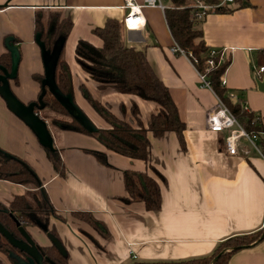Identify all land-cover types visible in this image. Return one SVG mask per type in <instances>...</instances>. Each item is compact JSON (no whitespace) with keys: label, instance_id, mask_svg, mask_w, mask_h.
<instances>
[{"label":"crops","instance_id":"obj_1","mask_svg":"<svg viewBox=\"0 0 264 264\" xmlns=\"http://www.w3.org/2000/svg\"><path fill=\"white\" fill-rule=\"evenodd\" d=\"M160 2L172 7L170 0ZM244 3L227 12L208 13L197 28L206 46L223 48L230 57L223 74L227 91L259 117L264 137V89H258L255 78L256 67L264 65V56L259 55L264 49V0ZM122 5L123 0H0V55L8 51V44L19 53L16 75L9 80L14 95L26 104L37 100L41 85L34 76H44V64L36 34L51 33L54 19L59 23L68 18L71 26L61 58L70 70L75 103L97 127H108L83 98L82 86L120 119L130 121V105L136 103L139 120L146 124L158 109L155 103L94 81L74 56L79 40L102 45L95 30L108 19L122 25L128 11ZM141 15V26L126 29L122 25L121 41L144 50L185 125L182 140L173 131L160 137L148 133L150 163L165 181L157 179V209L148 210L142 201L128 196L125 174L145 171L143 160L107 149L93 134L48 124L42 116L44 108L38 113L48 125L52 143L43 145L0 96V154L20 160L36 181L29 189L0 179V202L8 205L28 190L44 194L56 213L49 217V228L55 229L68 252L67 264L207 256L229 237L264 226V159L255 152L249 156L225 153L222 134L209 131L204 122L215 95L199 85L190 61L172 51L174 41L165 11L144 6ZM258 77L264 78V71ZM48 150L57 151L61 171L54 168ZM89 151L100 153V158ZM29 230L39 244H49L38 226ZM227 264H264V238L233 252Z\"/></svg>","mask_w":264,"mask_h":264},{"label":"trees","instance_id":"obj_2","mask_svg":"<svg viewBox=\"0 0 264 264\" xmlns=\"http://www.w3.org/2000/svg\"><path fill=\"white\" fill-rule=\"evenodd\" d=\"M170 1L172 7L164 11L166 22L174 43L180 46L185 52L190 51L192 55L190 58L191 61L193 58L197 59L195 69L210 81L212 90L223 100L247 131L258 134V145L264 153V137L261 134L262 128L259 127V117L255 116V114L248 109H244L239 99H231L225 84L222 85L220 82L219 77L226 70L230 62V57L226 56L224 61L221 62L217 54L214 57L215 65L207 67L205 61L208 57L209 50L212 48L206 46L202 39L201 31L197 28L199 22H197L194 15V9L186 3L187 0ZM201 1L211 4L215 3L217 0ZM244 1L245 0H241L238 5L240 7L243 6L245 4ZM230 10H232V7L209 11L208 13L227 12ZM54 21L55 28L53 32L47 34L42 31L41 33V39H43L48 48L52 47L54 41L59 36H63L65 39L71 26L68 18L59 21V23L57 19H54ZM121 28L122 25L117 20L108 19L102 27L95 30V34L102 40V45L96 47L90 42L79 40L74 48V56L82 71L89 74L94 81L110 85L119 93L134 95L143 100L153 102L158 106L157 111L150 115L148 122L143 124L138 117V106L136 103L132 102L130 105V112L136 122L134 126L116 117L101 102L94 99L87 89H84L82 86L80 87L83 98L108 124V127H98L97 132L93 134L95 138L109 150L130 158L141 159L146 163L147 169L145 171L127 172L125 174V181L128 196L132 200L142 201L146 209L152 210L157 209L160 205V185L157 179H161L162 182L165 181L161 173L150 163L148 133L153 137H160L168 131H173L178 135L179 139L182 140V133L185 129V125L180 119L168 87L156 74L144 50L128 47L121 41ZM61 53L55 68V83L64 94H73L74 91L72 88L70 70L66 61L61 58ZM259 55L262 57L264 56L262 52ZM218 61L219 63H217ZM0 65L10 70L11 57L9 51L0 55ZM34 77L41 82L43 76L37 75ZM40 93L41 89L38 96ZM42 100L45 104L44 108L51 107L53 110L60 109L71 117L63 105L48 90L45 92ZM120 111L121 113L124 112L123 105H120ZM71 119L74 124H62L58 127L75 129L88 133L75 119L72 117ZM89 152L100 158V153L94 151ZM48 157L54 168L61 171L62 165L57 151L48 150ZM147 170L154 175L149 174ZM0 179L24 185L29 183L36 184L34 177L23 167L20 160L15 157L4 158L1 154ZM27 196L30 197L32 202L27 199ZM124 200L127 199L124 198ZM0 207H3L1 203ZM5 207L7 208L5 211L6 214L0 211V223L10 230L13 228H10V226L12 227V222L7 218V215H10L9 212L16 216L21 226L26 225L29 227L38 225L36 220L48 225L50 215L56 214L50 207L44 194L37 191V189L35 192L28 190L26 195L23 194L14 197L9 205ZM29 211L32 212L34 217L26 215V212ZM263 231L264 226L253 232L229 237L218 245L214 253L207 256L179 261H133L129 264H210L211 260L217 254H219V256L213 264H227L233 252L260 241V236ZM50 232L57 236L55 229L52 227L50 228ZM11 250L12 247L4 243L3 237L0 235V252L8 256ZM44 251L51 259L59 264H67V255L62 256L53 245L48 246Z\"/></svg>","mask_w":264,"mask_h":264},{"label":"water","instance_id":"obj_3","mask_svg":"<svg viewBox=\"0 0 264 264\" xmlns=\"http://www.w3.org/2000/svg\"><path fill=\"white\" fill-rule=\"evenodd\" d=\"M36 41L41 49V57L44 64V76L40 82L41 93L37 97V100L31 101L27 104L21 102L10 89L9 80L16 75L19 53L13 44L7 45V50L9 51L11 57V68L8 70L4 66L0 65V96L4 99L8 109L31 129L41 144L49 146L52 143V136L46 121L38 113L40 109L44 108L45 104L42 97L48 90L84 130H86L89 134L96 133L98 127L75 103L74 93L64 94L59 90L55 83V68L64 44V37L59 36L54 41L51 48L46 47L45 42L41 39V33L36 34ZM255 78L258 89L263 90L264 78H259L258 76ZM40 227L43 231H45L50 243L59 251V253L66 256V249L61 240L48 231L46 226L40 225ZM20 230L23 235V240L15 238L0 223V233L9 243L27 255V264H42V255L38 250V246L35 241L21 227ZM263 237L264 231L262 232L260 238L262 239ZM218 256L219 254L211 260L210 264H213L217 260Z\"/></svg>","mask_w":264,"mask_h":264},{"label":"built area","instance_id":"obj_4","mask_svg":"<svg viewBox=\"0 0 264 264\" xmlns=\"http://www.w3.org/2000/svg\"><path fill=\"white\" fill-rule=\"evenodd\" d=\"M241 0H217L215 3H205L201 0H195L191 7L195 11V17L197 21L202 20L209 11H216L219 9L231 8L234 5H238ZM144 6H153L161 10L167 9L160 0H143L142 4H137L135 0H123L122 7L127 9L126 16L123 18V27L126 29L137 28L144 23V18L141 15V8ZM172 51L177 54L184 55L189 59L190 63L195 67L197 59L193 58L192 61L190 51L185 52L176 43L173 44ZM264 55V49H262ZM219 55V61H224L226 54L225 49L212 48L208 52L206 59L207 67L215 65L214 57ZM219 61L217 63H219ZM264 71V65L256 67V76H259ZM198 75L199 85L201 87L208 88L215 95L214 105L205 114V127L209 131L221 133L223 137V149L228 155H241L249 156L250 153L255 152L259 157L264 159V153L258 145V134L249 132L239 122L234 113L228 108L221 98L212 90L211 83L206 77L196 70ZM224 74V73H223ZM223 74L219 79L222 85L225 84ZM229 97L233 100H237L238 97L235 93L229 92ZM243 108L247 109L246 104L242 102Z\"/></svg>","mask_w":264,"mask_h":264},{"label":"flooded vegetation","instance_id":"obj_5","mask_svg":"<svg viewBox=\"0 0 264 264\" xmlns=\"http://www.w3.org/2000/svg\"><path fill=\"white\" fill-rule=\"evenodd\" d=\"M48 34L49 31H48ZM29 191H32V190H29ZM1 205H3V207H0V211H3V213L6 214V207L7 206L6 204L0 202ZM9 205V204H8ZM10 215H7V218L11 220V224H12V227L10 226V228H13V229H8V228H4L9 231L15 238L17 239H20V240H23V235H22V232L20 230V227L26 232L28 233L32 239L35 241L36 245L38 246V250L40 251L41 255H42V264H59L58 262H56L55 260L51 259L44 251L45 248H48V246H51L52 244L50 243L49 241V244L48 245H41L37 242V240L33 237L32 233L30 232L29 230V226H26V225H23L21 226L20 225V222L18 221V219L16 218L15 215H12L11 212H9ZM26 215L27 216H33L32 212H26ZM10 217V218H9ZM34 217V216H33ZM38 222V226L39 229L45 234L46 236V233L45 231H43L40 227V225H44L48 228V231H50V228H49V224L46 225L42 222H40L39 220H36ZM6 222V220H5ZM0 235L2 236V234L0 233ZM3 237V236H2ZM47 237V236H46ZM3 240H4V243H7L9 244V246L12 247V250L9 252V255H8V259L10 260L11 264H27V255L20 251L17 247L13 246L11 243H9L4 237H3ZM2 253V252H1ZM62 255V254H61ZM66 255H68V252L66 251ZM63 256V255H62Z\"/></svg>","mask_w":264,"mask_h":264},{"label":"rangeland","instance_id":"obj_6","mask_svg":"<svg viewBox=\"0 0 264 264\" xmlns=\"http://www.w3.org/2000/svg\"><path fill=\"white\" fill-rule=\"evenodd\" d=\"M195 2V0L194 1H192V0H187L186 1V3L188 4V5H192L193 3ZM197 22H200V21H197ZM179 55H181V54H179ZM182 56H184V55H182ZM185 57V56H184ZM188 59V58H187ZM189 60V59H188ZM195 68V67H194ZM196 70V69H195ZM43 110V115L42 116H44V118H46L47 119V121H48V124H50V125H54L55 127H58V126H60V125H62V124H66V125H68V124H74L71 120V117H69L66 113H64L63 111H61L60 109H57V110H53L51 107H45L44 109H42ZM120 119V118H119ZM123 120H125V121H127L128 123H131L132 125H136V122H135V119H134V117L130 120V121H128V120H126L125 118L123 119ZM75 126V125H74ZM33 183H29V184H26V186L29 188V189H31V188H34V185H32ZM34 191V190H33ZM35 192V191H34ZM39 194V193H38ZM28 198L27 199H29V201H31L30 200V197L29 196H27ZM32 202V201H31ZM0 261H1V264H11V262H10V260L8 259V256H6L5 254H3V253H1L0 252Z\"/></svg>","mask_w":264,"mask_h":264}]
</instances>
